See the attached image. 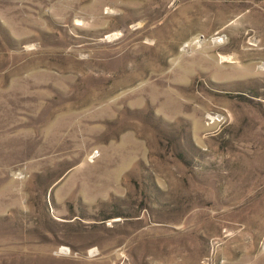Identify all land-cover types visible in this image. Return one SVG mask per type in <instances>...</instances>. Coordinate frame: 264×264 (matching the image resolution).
Here are the masks:
<instances>
[{"label":"rangeland","instance_id":"obj_1","mask_svg":"<svg viewBox=\"0 0 264 264\" xmlns=\"http://www.w3.org/2000/svg\"><path fill=\"white\" fill-rule=\"evenodd\" d=\"M0 264H264V0H0Z\"/></svg>","mask_w":264,"mask_h":264}]
</instances>
